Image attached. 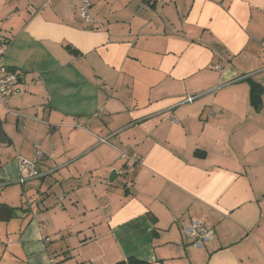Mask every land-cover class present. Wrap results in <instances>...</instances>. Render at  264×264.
I'll return each mask as SVG.
<instances>
[{
    "label": "crops",
    "instance_id": "obj_1",
    "mask_svg": "<svg viewBox=\"0 0 264 264\" xmlns=\"http://www.w3.org/2000/svg\"><path fill=\"white\" fill-rule=\"evenodd\" d=\"M46 1L0 0L20 72L0 107V264H264V0H92L96 27ZM35 142L58 169L22 182ZM195 221L215 231L201 246Z\"/></svg>",
    "mask_w": 264,
    "mask_h": 264
},
{
    "label": "built area",
    "instance_id": "obj_2",
    "mask_svg": "<svg viewBox=\"0 0 264 264\" xmlns=\"http://www.w3.org/2000/svg\"><path fill=\"white\" fill-rule=\"evenodd\" d=\"M52 1L53 0H47L43 4V6H47ZM75 1L77 2V11L80 18L90 26H98L100 22L91 10L92 0ZM8 44L9 40L0 36V107L7 104L9 99L17 92V84L20 78V72L18 71V69L3 63L1 60ZM217 67L220 68V65H217ZM246 77L247 76H245V78ZM216 90L217 88L212 89V91ZM194 98L195 96L189 95L186 100L190 101ZM174 110V107H171L169 109V118L172 121H176ZM19 117L21 121L22 115H20ZM117 133L118 132H113L107 136L100 137L99 141L102 143L111 144L110 137L117 135ZM45 157L46 152L41 142L34 143L31 158L19 155L18 159L21 163V166L26 170V177H22L20 180L24 182L28 179H38L45 177L52 172H55L58 167L49 168L47 170L40 169L39 164L45 159ZM120 157L124 161L123 173L127 175L132 173L140 163V159L134 153H131L129 148L122 150ZM187 233L193 238L194 244L196 246H201L213 238L215 231L214 228L205 225L200 221H195L193 225L187 229ZM0 244H2L1 239Z\"/></svg>",
    "mask_w": 264,
    "mask_h": 264
},
{
    "label": "trees",
    "instance_id": "obj_3",
    "mask_svg": "<svg viewBox=\"0 0 264 264\" xmlns=\"http://www.w3.org/2000/svg\"><path fill=\"white\" fill-rule=\"evenodd\" d=\"M263 86L260 83H254L251 87V103L252 106L258 109L262 104ZM113 264H148L145 261L138 260L134 257H129L127 260L119 261Z\"/></svg>",
    "mask_w": 264,
    "mask_h": 264
},
{
    "label": "water",
    "instance_id": "obj_4",
    "mask_svg": "<svg viewBox=\"0 0 264 264\" xmlns=\"http://www.w3.org/2000/svg\"><path fill=\"white\" fill-rule=\"evenodd\" d=\"M116 173L113 172L112 175H111V180H113L115 178V175ZM12 213V209L8 206H3L1 209H0V220H7L10 215Z\"/></svg>",
    "mask_w": 264,
    "mask_h": 264
}]
</instances>
